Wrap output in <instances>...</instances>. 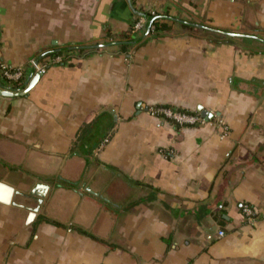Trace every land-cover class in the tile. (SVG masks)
I'll use <instances>...</instances> for the list:
<instances>
[{"label": "crops", "instance_id": "1", "mask_svg": "<svg viewBox=\"0 0 264 264\" xmlns=\"http://www.w3.org/2000/svg\"><path fill=\"white\" fill-rule=\"evenodd\" d=\"M141 14L171 32L146 38ZM127 35L139 43L121 51ZM48 49L62 61L0 96V182L16 193L0 264H264V0H0V63L23 68L22 89ZM83 135L91 156L72 154Z\"/></svg>", "mask_w": 264, "mask_h": 264}, {"label": "built area", "instance_id": "2", "mask_svg": "<svg viewBox=\"0 0 264 264\" xmlns=\"http://www.w3.org/2000/svg\"><path fill=\"white\" fill-rule=\"evenodd\" d=\"M143 29V21L140 20L134 25V30L140 31ZM151 30V26L149 31ZM62 61V58L60 56H53L45 58L41 61H38L36 59L31 60L29 62L30 69L33 70L35 74L42 75L46 72L47 68L51 65L59 64ZM26 79L25 71L21 67H14L10 68L4 63H0V87L1 89H9L12 91L13 88H19L22 87V84L24 83ZM148 113L156 118L163 117L165 119L171 120L175 122L178 126H184V125H196L201 121L200 117L196 115H190L187 113H180L176 111H171L170 109L163 108V107H156L152 106L148 109ZM242 214L244 215L245 219L247 221L253 220V212L252 209L244 205L242 206ZM220 236H222L224 233L219 232Z\"/></svg>", "mask_w": 264, "mask_h": 264}, {"label": "trees", "instance_id": "3", "mask_svg": "<svg viewBox=\"0 0 264 264\" xmlns=\"http://www.w3.org/2000/svg\"><path fill=\"white\" fill-rule=\"evenodd\" d=\"M148 18V17H147ZM153 17H149L148 20H152ZM173 20L167 16H161V17H154L152 24H151V30L148 32V34L146 35V38L148 37H161L165 34H168L171 32L170 28L167 26V22H172ZM180 28L183 31H196L193 27H191L190 25H187L185 23L180 24ZM132 31V27L130 28V31ZM139 43L138 40L131 38L129 35L127 36H123V38L118 41L116 44L119 46L121 51H125L127 48H132V47H136L137 44ZM69 48V49H73ZM79 51H83V49L78 48ZM63 54L62 50H56V49H48V50H43L38 54L37 60L41 61L45 58L48 57H53V56H61ZM156 107H163V108H167L170 109L171 111H176V112H180V113H187L183 110H175L172 109L169 106L166 105H158ZM190 115H196L198 116L197 113H187ZM160 119L165 120L166 122H168L169 124L178 126L175 122L165 119L163 117H160ZM185 127H193L195 125H184ZM87 128L90 130L91 129V125L87 126ZM87 129V130H88ZM92 138L94 137H89V136H82L81 138H79V141L83 142V148L81 147V149L79 150V152H73L72 154L74 155H84V156H91L94 154L93 149H95L98 146V143L93 144V146H91L92 144ZM87 143V144H86ZM79 149V147H78ZM64 187H69V188H73L75 186V183H71V182H64L63 183ZM54 225H60L57 222H51ZM80 233H83L84 235L88 236L89 238L98 241V242H102V240H99L97 238H95L94 236H92L91 234L87 233L84 230L79 229Z\"/></svg>", "mask_w": 264, "mask_h": 264}, {"label": "water", "instance_id": "4", "mask_svg": "<svg viewBox=\"0 0 264 264\" xmlns=\"http://www.w3.org/2000/svg\"><path fill=\"white\" fill-rule=\"evenodd\" d=\"M140 16L143 17L144 19L147 18V16L144 15V14H141ZM153 19H154V17H153ZM153 19L152 20H148V18L146 19L147 20L146 34H148V32H149V29H150V26L152 24ZM187 25H190L193 28H198V29H201V30H207V31H212V32H215V33H219V34H221L223 36H226V37H243L242 35H237V34H231V33L221 32V31H217V30H212V29L206 28V27H204L202 25H198V24H187ZM244 37H247V38L252 39V40H259L255 36H244ZM259 41H261V40H259ZM98 47H103V46L100 45ZM39 77H40V75L36 74L34 76L33 80H31L30 84L25 89L20 88L19 90L12 91V90H9V89H1V87H0V96L7 97V98L24 96L33 87V85L36 83V81L39 79ZM196 111L200 114L201 118L204 119L205 121H210L212 119V117H213V115L211 113H209L206 110H203L201 107H197ZM37 187L42 188L43 191H47V187L46 186L38 185ZM15 195H16V193L14 192V190L10 186L0 182V203L1 204H4V205L13 204V198L15 197ZM36 211H37L36 208L32 209V212H36Z\"/></svg>", "mask_w": 264, "mask_h": 264}]
</instances>
